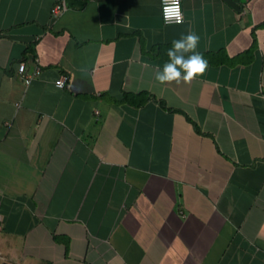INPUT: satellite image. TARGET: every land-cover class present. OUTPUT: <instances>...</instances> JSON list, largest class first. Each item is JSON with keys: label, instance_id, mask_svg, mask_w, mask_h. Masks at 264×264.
Wrapping results in <instances>:
<instances>
[{"label": "crops", "instance_id": "crops-1", "mask_svg": "<svg viewBox=\"0 0 264 264\" xmlns=\"http://www.w3.org/2000/svg\"><path fill=\"white\" fill-rule=\"evenodd\" d=\"M161 1L0 0V264H264V0Z\"/></svg>", "mask_w": 264, "mask_h": 264}, {"label": "clouds", "instance_id": "clouds-1", "mask_svg": "<svg viewBox=\"0 0 264 264\" xmlns=\"http://www.w3.org/2000/svg\"><path fill=\"white\" fill-rule=\"evenodd\" d=\"M174 9L176 19L180 20L182 14L179 0H176ZM200 39V35L191 29L181 33L178 39H174L167 50L168 60L162 69L155 73V80L162 84L173 81L187 83L205 73L209 63L203 53L198 51Z\"/></svg>", "mask_w": 264, "mask_h": 264}, {"label": "built area", "instance_id": "built-area-1", "mask_svg": "<svg viewBox=\"0 0 264 264\" xmlns=\"http://www.w3.org/2000/svg\"><path fill=\"white\" fill-rule=\"evenodd\" d=\"M84 1H86V0H84ZM175 2H176V0H162L161 1L162 18H163L164 22L167 24L182 23L184 21V11H183V6H182V0H179L180 10H181V14H182L180 20H177L176 16H175V9H174ZM165 5H167V8H165ZM67 8H68V6L66 5V3H58L53 7L52 13L55 17H57L60 13L65 11ZM18 70H19V74L21 75V77L24 78L25 83H27V84L31 83V81L41 73V68L37 67L36 71L33 74H26L25 73L26 72L25 62H21L19 64ZM65 82H66L65 76H62L58 80V84L60 86H64Z\"/></svg>", "mask_w": 264, "mask_h": 264}, {"label": "water", "instance_id": "water-1", "mask_svg": "<svg viewBox=\"0 0 264 264\" xmlns=\"http://www.w3.org/2000/svg\"><path fill=\"white\" fill-rule=\"evenodd\" d=\"M230 6H232L236 10H240L241 6L237 3L236 0H225Z\"/></svg>", "mask_w": 264, "mask_h": 264}]
</instances>
